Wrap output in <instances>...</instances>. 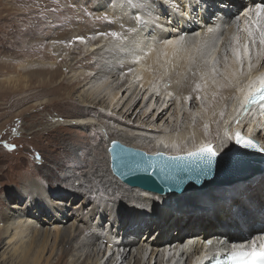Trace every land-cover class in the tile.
<instances>
[{"label": "bare ground", "instance_id": "bare-ground-1", "mask_svg": "<svg viewBox=\"0 0 264 264\" xmlns=\"http://www.w3.org/2000/svg\"><path fill=\"white\" fill-rule=\"evenodd\" d=\"M96 3L94 7L101 8L98 13L120 28L121 36L129 30L125 36L129 40L118 44L117 53L105 60L101 70L89 75L80 70L70 73V79L75 80L85 75L73 95L86 113L75 118L54 117L47 120L46 126L98 125L107 137L106 151L112 141L109 133L121 136L122 143L134 148L149 144L151 153L167 154L192 151L210 142H214L216 152L223 153L235 142L237 130L243 136L264 141L263 109L243 107L245 93L257 87L258 78L264 75V49L258 33L255 46L251 44L244 30L247 18L243 12L253 9L254 20L255 5L261 0H113L112 11L106 7L105 12L104 0ZM251 23L249 20L248 26ZM94 35L100 41L96 46H87L92 53L112 48L100 33ZM246 41L250 60L244 53ZM236 48L239 60L234 55ZM115 64L131 66L125 80L112 68ZM138 75L139 82L135 79ZM192 75H197L201 83V92L193 98L186 92ZM141 100L135 115L138 119L130 121L129 116ZM93 111L119 124L101 126L91 118ZM197 126L207 129L208 134L197 132ZM226 131L231 140L225 136ZM93 151L92 160L85 158L87 151L79 155V162L88 165V171L80 175L77 186L74 179L57 195L42 185L32 186L24 194L12 191L18 202L9 204L0 215V264H193L198 257L209 254L201 250L202 238L213 242L210 252H215L221 241L238 240L243 230L264 223V164L253 181L229 185L227 191L200 201L196 208L168 205L151 212L145 205H152L151 201L160 200L164 194L121 182L111 172L109 153L104 162H96L97 152ZM102 164L106 167L98 169ZM75 175L79 173H64L63 178L69 183ZM130 188L132 193L127 192ZM76 189L86 194L85 200L79 199L81 202H88L89 194L92 196L88 210L82 216L79 212L70 216L73 221L67 226H51V221L60 220L68 196L78 199ZM52 194L57 197L53 199ZM112 196L127 201L134 196L145 205L143 209L117 212ZM42 211L54 217L48 220L40 214ZM104 214L113 225L100 230ZM65 218L68 220L67 214ZM92 218L96 227L88 226ZM151 229L153 233L145 236ZM116 232L118 237L113 238ZM51 236L54 240L49 246ZM58 245L61 255L51 263ZM189 247L193 249L191 253Z\"/></svg>", "mask_w": 264, "mask_h": 264}, {"label": "rangeland", "instance_id": "rangeland-1", "mask_svg": "<svg viewBox=\"0 0 264 264\" xmlns=\"http://www.w3.org/2000/svg\"><path fill=\"white\" fill-rule=\"evenodd\" d=\"M96 2L97 0H0V215L9 204L18 202L17 196L12 194L13 190L24 194L25 191L32 189V186L42 185L57 195L58 191L66 187V184H72L74 179L77 180L74 184L77 186L80 175L88 171V165L83 166L79 162L82 151H87L85 158L92 160L93 150H96V162L99 160L104 162L105 154L108 153L105 148L107 137L103 136L98 125L86 128L70 125L46 126L47 120L54 117L75 118L81 113H86L87 110L74 100L73 92L79 84L78 81L87 73L89 75L98 69L101 70L105 60L117 53L118 44L124 45L129 40L125 37L129 35V30L126 31L125 36L122 35L125 40L122 39L118 30L120 28L116 27L110 19L103 18L99 14L101 8L94 7ZM104 5L103 12L107 11L106 7L112 11L113 0H104ZM241 9L242 6L238 8V11ZM99 33L104 40L106 39L112 50L101 51L100 49L97 53H92V50L87 48L89 44L93 46L99 44L100 40L94 39V34ZM78 37L82 39H77ZM130 67L129 65H112V68L124 80L125 73L130 71ZM79 70L85 75L76 78L77 80L70 79V73ZM138 76L135 79L139 82L140 75ZM186 90L192 98L201 92V83L197 75L190 76ZM141 102L142 100L129 116L130 121L135 122L138 119V115L136 117L135 115ZM95 111L90 116L101 126L119 124ZM120 126L128 128L124 124ZM43 127L48 128L46 130L42 129ZM130 129L142 130L137 127H130ZM195 130L205 136L208 134L207 129L203 131L199 126L195 127ZM108 136L112 140L121 142L123 140L116 134L109 133ZM245 137L254 139L249 135ZM254 140L258 142L260 148H264V141ZM131 143L139 145L140 142L132 141ZM213 143L209 144L213 146ZM235 147L236 144L233 142L225 152L229 153ZM139 149L151 152L152 148L149 144H142V148ZM105 167L106 164L97 166L98 169ZM72 170L77 171L79 175L72 176L68 183L63 176L64 173L73 174ZM255 177L229 187L251 182ZM216 187L210 186L206 190H189L176 195L175 193L164 194L168 196L161 195L163 198L151 201L152 205L149 204V206L137 202L134 196L128 201L117 200L112 196V202L115 203L117 212L143 209V205L147 206L151 212L169 206L192 209L198 207L200 201L207 200L221 190L224 192L229 188L228 186ZM77 189L74 191L78 193V199L72 200L68 196L67 204L58 218L60 220L51 221V226L55 224L60 227L67 226L73 221L70 216L76 215L77 212L82 216L88 210L92 196L89 194L91 199L89 197L88 202H81L86 199V194L79 193ZM127 192L132 193L133 190L130 188ZM54 194H52L53 199L57 197ZM24 202L26 203L27 200ZM40 214L45 215L48 220L54 217L52 213L46 214L45 211ZM64 214L68 215V220L64 219ZM29 217L35 219L32 214ZM93 222L94 218L88 226H95ZM43 225L48 226V224ZM112 225L111 220H108L107 215L104 214L99 225L100 230L111 228ZM153 231L154 229L149 230L145 236H150ZM115 237H118L117 232L113 235V238ZM52 238L53 236L49 239V246L53 243ZM60 246L55 247L51 263L57 261L61 255Z\"/></svg>", "mask_w": 264, "mask_h": 264}, {"label": "water", "instance_id": "water-1", "mask_svg": "<svg viewBox=\"0 0 264 264\" xmlns=\"http://www.w3.org/2000/svg\"><path fill=\"white\" fill-rule=\"evenodd\" d=\"M255 142L256 149H243L236 145L229 153L217 152L211 164L200 162L198 157H186L188 152L198 148L177 154L151 153L112 140L107 151L111 172L121 182L148 192L172 194L204 190L210 186H229L255 177L264 164V152L258 150L260 147ZM172 157L186 158L173 160Z\"/></svg>", "mask_w": 264, "mask_h": 264}, {"label": "snow or ice", "instance_id": "snow-or-ice-1", "mask_svg": "<svg viewBox=\"0 0 264 264\" xmlns=\"http://www.w3.org/2000/svg\"><path fill=\"white\" fill-rule=\"evenodd\" d=\"M255 19L252 20L253 9L246 8L243 12V15L247 18L245 20V31L247 32L251 44L255 46L257 41V33L259 44L261 48L264 49V0H261V3L255 5ZM249 20L252 21L251 26L249 25ZM115 35V34H113ZM82 39V38H77ZM238 40V38H237ZM234 55L237 60L240 59L239 48L233 50ZM245 56L251 59L249 43L246 41L244 45ZM251 66V65H250ZM260 87L251 92L248 97H246L243 107H247L253 104H260L261 108H264V75H261L259 78ZM254 83V82H253ZM225 136L231 140L232 136L225 132ZM235 144L240 146L243 149H256L258 148L256 142L250 138L242 135L240 131L234 133ZM258 150L264 151V148H259ZM218 153L215 152L211 145H202L196 151L188 152L186 154L187 158L198 157L200 162L211 164L215 161ZM186 157H172L173 160H183ZM264 231V230H262ZM219 255V254H217ZM227 259L229 264H264V247H257L256 241L251 242V247L249 248L247 244L234 245L233 250L227 254ZM217 264H221L220 261H217Z\"/></svg>", "mask_w": 264, "mask_h": 264}]
</instances>
